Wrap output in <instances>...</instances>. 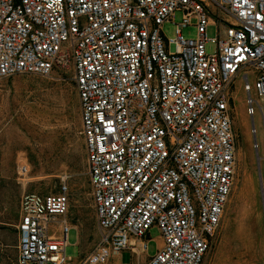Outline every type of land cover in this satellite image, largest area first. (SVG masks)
<instances>
[{"label":"built area","instance_id":"built-area-1","mask_svg":"<svg viewBox=\"0 0 264 264\" xmlns=\"http://www.w3.org/2000/svg\"><path fill=\"white\" fill-rule=\"evenodd\" d=\"M176 11L181 20L166 37L162 26ZM192 20L195 36L186 37ZM59 63L72 68L98 241L67 260L76 227L63 179L57 192L21 195L18 264L145 254L152 226L162 245L136 264H201L234 184L240 73L264 196L254 118L258 111L264 139V0H0V79L46 77ZM17 172L25 178L27 166Z\"/></svg>","mask_w":264,"mask_h":264},{"label":"rangeland","instance_id":"rangeland-1","mask_svg":"<svg viewBox=\"0 0 264 264\" xmlns=\"http://www.w3.org/2000/svg\"><path fill=\"white\" fill-rule=\"evenodd\" d=\"M213 11H217L210 5ZM176 11L162 26L166 37H174ZM183 27L184 36H195L193 25ZM216 26L207 28L206 51L214 50ZM232 127L236 143L234 184L217 233L201 264H264V196L257 180V163L249 132L251 121L245 111L241 73L232 89ZM259 153L264 139L259 112H255ZM81 120L71 65L59 63L46 77L16 74L0 79V264H18L17 230L19 201L24 192L54 193L63 179L69 189L67 219L75 227L68 232L67 260L75 263L98 241V229L88 173ZM78 158V161L74 159ZM25 164L28 174L17 170ZM264 185V159L261 161ZM254 176L257 213L254 214ZM58 227L50 226V234ZM146 255H153L161 240L156 226L149 231ZM112 258H110L111 260ZM109 260V261H110ZM142 263L136 255H124L122 264ZM111 264H117L114 260Z\"/></svg>","mask_w":264,"mask_h":264},{"label":"crops","instance_id":"crops-1","mask_svg":"<svg viewBox=\"0 0 264 264\" xmlns=\"http://www.w3.org/2000/svg\"><path fill=\"white\" fill-rule=\"evenodd\" d=\"M257 180H258V176H257ZM257 203H258V202H257L256 180H255V176H254V214H255V216L258 217V213H257V209H258V207H257ZM72 225H73V224H72ZM73 226H74V225H73ZM74 227H75V226H74ZM149 234H150V233H149ZM149 234H148V236H146L147 244L149 243L150 238H151V237L149 236ZM158 238L161 240V244H160V246H161V245H162V239H161L160 236H158ZM134 241L136 242L135 239L133 240V242H134ZM160 246H159V247H160ZM124 255H129L130 258L132 257L130 251L127 249V250H124V251L120 252L119 254L113 256L112 259L108 262V264H111L112 261H114V260L117 262V264H122V258H123ZM136 256L139 258V260H140L141 262H146L147 259H148V257L151 256V255H146V253H145V254H139V255H136ZM137 263H138V262H137ZM128 264H136V262H132V260H131V262H129Z\"/></svg>","mask_w":264,"mask_h":264},{"label":"trees","instance_id":"trees-1","mask_svg":"<svg viewBox=\"0 0 264 264\" xmlns=\"http://www.w3.org/2000/svg\"><path fill=\"white\" fill-rule=\"evenodd\" d=\"M79 146H80L81 148L84 147V143H82V144L80 143ZM74 160H75V161H78V158H77V159L75 158Z\"/></svg>","mask_w":264,"mask_h":264}]
</instances>
